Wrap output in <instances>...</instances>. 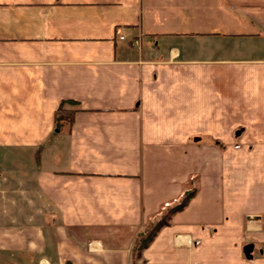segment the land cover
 I'll use <instances>...</instances> for the list:
<instances>
[{"label":"crops","instance_id":"0c3cea01","mask_svg":"<svg viewBox=\"0 0 264 264\" xmlns=\"http://www.w3.org/2000/svg\"><path fill=\"white\" fill-rule=\"evenodd\" d=\"M191 185L136 263L264 264V0H0V264H132Z\"/></svg>","mask_w":264,"mask_h":264},{"label":"trees","instance_id":"16d2710c","mask_svg":"<svg viewBox=\"0 0 264 264\" xmlns=\"http://www.w3.org/2000/svg\"><path fill=\"white\" fill-rule=\"evenodd\" d=\"M64 102L72 104L76 103L75 100L70 98L60 100L54 110V122L56 126H59L61 123L70 119L71 112L62 108ZM188 181H191V178H188ZM195 189V186L191 185L190 187L184 189L174 202L164 204L161 208L160 214L155 219L148 222L144 231L137 234L132 246V255L134 258L132 264H137L135 258L140 257L141 249L147 245L159 227L169 222L170 216L173 212L182 209L186 205L190 197L194 194ZM138 264H141V260Z\"/></svg>","mask_w":264,"mask_h":264},{"label":"water","instance_id":"95a60500","mask_svg":"<svg viewBox=\"0 0 264 264\" xmlns=\"http://www.w3.org/2000/svg\"><path fill=\"white\" fill-rule=\"evenodd\" d=\"M252 244L248 243L246 245L243 246V252L246 256H249V250L251 249Z\"/></svg>","mask_w":264,"mask_h":264},{"label":"rangeland","instance_id":"374dc122","mask_svg":"<svg viewBox=\"0 0 264 264\" xmlns=\"http://www.w3.org/2000/svg\"><path fill=\"white\" fill-rule=\"evenodd\" d=\"M160 213H158L153 219H155Z\"/></svg>","mask_w":264,"mask_h":264},{"label":"built area","instance_id":"2783aa9c","mask_svg":"<svg viewBox=\"0 0 264 264\" xmlns=\"http://www.w3.org/2000/svg\"><path fill=\"white\" fill-rule=\"evenodd\" d=\"M121 37V36H120Z\"/></svg>","mask_w":264,"mask_h":264}]
</instances>
